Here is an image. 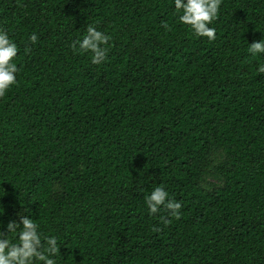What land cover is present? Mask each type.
<instances>
[{"label": "trees", "instance_id": "1", "mask_svg": "<svg viewBox=\"0 0 264 264\" xmlns=\"http://www.w3.org/2000/svg\"><path fill=\"white\" fill-rule=\"evenodd\" d=\"M89 23L111 37L99 65L70 47ZM213 26L195 37L172 0H0L19 67L0 221L29 214L60 264H264V57L247 51L264 0H223ZM159 183L182 204L167 225L143 200Z\"/></svg>", "mask_w": 264, "mask_h": 264}, {"label": "clouds", "instance_id": "2", "mask_svg": "<svg viewBox=\"0 0 264 264\" xmlns=\"http://www.w3.org/2000/svg\"><path fill=\"white\" fill-rule=\"evenodd\" d=\"M222 3L223 0H172V8L180 25L187 27L195 37L211 42L216 39L217 30L213 24L219 18ZM162 26L166 30L170 27L167 22ZM37 39L34 32L27 37L31 44ZM110 40L109 34L99 30L95 23H89L70 47L76 54H87L91 64L99 65L107 59ZM247 51L253 57H264V38L248 43ZM17 56V43L8 30L0 27V98L17 83ZM255 71L264 74V63L257 64ZM143 200L147 214L158 217L164 225L170 222L169 218L180 217L182 204L160 183ZM17 217L7 223L0 221L3 229L0 231V264H60L58 238L45 234L29 214L22 213ZM153 231H160V228L154 226Z\"/></svg>", "mask_w": 264, "mask_h": 264}, {"label": "rangeland", "instance_id": "3", "mask_svg": "<svg viewBox=\"0 0 264 264\" xmlns=\"http://www.w3.org/2000/svg\"><path fill=\"white\" fill-rule=\"evenodd\" d=\"M208 181H209V182H213V183H215V181L213 180L212 177H209V178H208Z\"/></svg>", "mask_w": 264, "mask_h": 264}]
</instances>
